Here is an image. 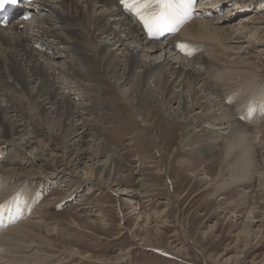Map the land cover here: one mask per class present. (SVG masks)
Instances as JSON below:
<instances>
[{
  "label": "rangeland",
  "instance_id": "rangeland-1",
  "mask_svg": "<svg viewBox=\"0 0 264 264\" xmlns=\"http://www.w3.org/2000/svg\"><path fill=\"white\" fill-rule=\"evenodd\" d=\"M48 2L26 3V8L40 4L49 13L31 14L27 27L31 34L48 21L51 35L61 38L62 44L51 43L61 57L52 60L53 54L38 46L27 61L16 56V51H8L15 56L22 83L8 76L0 78V109L10 131L6 143L0 142V177L6 171L18 175L5 183L0 180V188L7 190L0 189V193L5 192L2 198L8 201L7 206L26 209L25 220L41 221L43 227L35 233L53 244V250L46 254L53 260L43 264H264V112L255 120L260 122L261 133L249 146L253 165L259 168L251 178L238 168L240 148L229 155L224 139L231 129L241 127L240 123L253 125V117L235 114L224 128L198 124L195 120L201 115L200 107L190 113V93L205 91L207 74L213 70L205 64L194 65L193 58L179 48L181 54L168 49L143 50L133 37L126 38L132 25L125 27L127 32L121 31L120 23L127 21L121 13L110 22L104 21L101 34L98 32L93 40L94 47L109 61L100 65L104 82L100 86L94 81L98 71L88 62L93 53L86 49L78 52L75 48L79 43L71 40L70 29L64 25L73 21V15L88 11L85 0H68V7L61 0ZM226 14L222 10L218 15ZM263 15L264 3L256 16ZM24 26L19 25L20 31ZM4 30H0L2 34L10 35ZM115 33L118 37L113 39ZM257 50L247 56L259 68L255 72L260 75V91H264V60H259ZM132 59L145 66L137 68L127 82L124 72H128ZM105 66L111 68L106 70ZM151 66L160 76L150 75L145 81V93L156 107L148 123L150 110L141 106L143 93L137 84L142 85L143 70ZM54 69L64 73L60 80L53 76ZM177 72L183 76L177 78ZM0 73H8L2 53ZM33 73H37L36 78ZM207 84L215 86L211 80ZM185 85L189 88L186 93ZM47 88L54 94V104L41 97ZM101 91L107 93L104 98ZM31 100L35 107L31 108ZM12 105L17 111L10 113ZM59 106L63 112L60 120L55 113ZM75 110L82 112V118L75 117ZM110 114L115 117L108 118ZM220 114L215 109L213 115ZM189 121L193 124L187 128ZM75 124L90 130L84 144L80 130L64 138L63 133L72 132ZM2 130L0 123V135ZM253 131L246 129L249 135ZM200 144L205 149L196 148L195 152L194 146ZM82 152L88 155L81 157ZM91 170L99 182L83 179ZM30 175L34 177L27 185L32 189L24 184ZM91 186L92 193L87 194ZM14 187L20 191L12 195ZM23 191L35 196L21 200ZM21 201L22 206L17 203ZM20 220L16 218L13 223ZM36 248H28L27 254ZM74 250L79 256H69ZM86 255L90 257L85 259Z\"/></svg>",
  "mask_w": 264,
  "mask_h": 264
},
{
  "label": "bare ground",
  "instance_id": "bare-ground-1",
  "mask_svg": "<svg viewBox=\"0 0 264 264\" xmlns=\"http://www.w3.org/2000/svg\"><path fill=\"white\" fill-rule=\"evenodd\" d=\"M198 1L200 3L197 6ZM45 2H48V0H45ZM85 3L87 4L88 11L85 13H80L77 16L73 15V21L71 23H65L64 25L65 27H67V29H70L71 40H76V42L79 43V45L76 46L75 48L78 52L86 49L93 53L94 59L93 58L89 59L88 62L91 63L92 69L98 71L97 74L94 75V81L97 82L98 85L102 86V84L104 83L102 76L99 75L100 65L103 63H106V65H108L107 62L109 61L106 62V60L104 59L105 54H103V52L100 49H98L97 46L94 47L93 40L98 32H100L101 34L100 27L104 21L107 20L110 22V20L117 18L122 13L126 15L127 21L125 22L122 21L123 23H120L121 31L127 32L125 30L126 29L125 27H127L128 25H132L128 31L126 38L133 37L139 43V45H142L143 50L150 48L155 50L156 52V51L168 49L172 53L173 51H177V48L181 49L180 45H184L186 46V50L184 51L181 50V51L187 57L193 58L194 65L205 64L208 69L214 71V73H211L212 71L209 70L210 73L209 75L207 74L206 78H208L211 81H214L215 86L212 84V86L210 87L207 84L209 81L208 80L205 83L207 89L205 90V88H203L205 91H198L196 93V91L193 88L194 90L193 94L190 93L191 103H192V109L190 110V113L193 112V108L195 107L201 108V115H198L195 120L197 121L198 124L210 123V125H214V126L219 125L225 128L226 125L230 124L235 114L244 115L246 118L252 116L253 121H255L258 118L259 114L264 112V91H260L259 83H258L259 81L258 77L260 75H258L255 72V70H258L259 68L256 67V65L254 66V62L252 61L251 57L249 58L247 56V54L251 50L259 49L257 50L258 56H260L259 60H264V15L261 17L256 16V14L261 9L264 0H193L192 6L186 10V14L182 13L178 21L175 22L178 27L177 32L175 33L174 36H170L167 40H165V42H159L161 37H154L153 33L150 34L148 29L145 28L143 21H141V19L133 12L126 10L125 7L121 4V0H85ZM61 4L68 7V0H61ZM26 5L27 4H25L24 6ZM38 6L32 8L24 7L25 9L23 13H20V16H18L17 18L18 19L17 24H14L9 29H6V31L4 29H0L1 31L4 30L5 32H7L9 30L11 32L10 35L6 36L2 34L0 31V53H2V55L5 56L6 61L8 63L7 75L0 73V78L8 76V77H12L15 83L18 84L22 83V74L19 70L18 64L14 60L15 56L12 57V55L9 54L8 51L9 52L12 50L16 51L15 53L16 56L17 54H19V57H21L22 60L27 61L28 58L31 57L33 53L37 51L36 50L33 52L32 49H34L35 46H38L45 48L46 51H50L53 54V56L50 57L52 60L56 61L61 57L58 54V52H56L51 47V43L55 41L59 45L62 44L61 38L51 35V33L48 30L49 28H51V25L48 21L44 20L43 21L44 25L42 26H40L41 24L38 25L39 26L38 29L37 28L33 29L31 34L29 32V29L27 27V25L29 24V20L25 21V17L29 13L30 14L35 13L37 15L49 14L44 6L40 4ZM222 10L224 11L226 10L227 14L223 16L218 15ZM246 13H250V15L247 16L244 15ZM240 17L243 18H241L240 20L239 19ZM84 18L86 20V23L83 22ZM45 19H47V17ZM133 21L137 22L138 24L136 23L133 24ZM19 25H25L24 26L26 27L25 30L20 31ZM9 31L7 33H9ZM24 34L26 36H24ZM116 37H118V33H115L113 39H115ZM120 40L121 38L119 36L118 41ZM186 51L190 52L191 54H186ZM197 52H201L203 54V57L200 58ZM175 53L181 54L180 50ZM144 66L141 63H139L138 59L137 61L136 59H132L128 65V68L126 67L128 72L127 73L124 72L125 75H127L126 76L127 82H130L132 74L137 68L140 67L143 69ZM110 68L111 67L108 66L105 69L109 70ZM157 72L158 70H156L152 66L150 69L145 68V70H143V75H142L143 83L142 85L140 84V82L137 84V86L139 87V88L137 87V89L143 93L141 106L144 107L146 106L147 109L150 110V113L148 114V120H146L147 122L150 121V119L153 118V116L155 115L156 107L152 103V98L147 96L148 94L145 93L144 90L145 81L150 77V75H157ZM62 75H64V73H58L56 69L53 70V76L55 77V79L59 78L60 80L62 78ZM176 75L177 78H181V76H183L180 72H177ZM157 76L160 75L158 74ZM32 77L36 78L37 73H33ZM157 82L160 88L161 83H159V81ZM257 89L259 91H255ZM185 90H186L185 93L189 90V88L186 85H185ZM106 95L107 93L105 91H101L102 98H104ZM41 97H43L44 101H47L48 103H53V104L55 103L54 94L52 93V90L48 88L44 91ZM202 99H204L205 101L202 102ZM30 104H31V108L32 106L35 107L34 101L31 100ZM12 106L9 108L11 111L10 113L17 111L16 110L17 107L16 106L12 107ZM118 108L120 107L117 106V109ZM185 109L186 112L189 111L187 107ZM215 109L221 112L219 116L213 115ZM124 110H125V106H124ZM55 113L57 115L56 119L60 120L63 114L61 106L57 108ZM2 115L3 114L0 109V123L4 128V131L2 130L3 131L2 135H0V142L5 141L6 143V140H8L10 136V131L7 122L4 120ZM74 115L75 117L82 118V112L80 110L77 111L75 110ZM210 116H212V118H210ZM114 117H115L114 114H110L108 116V118H114ZM253 121H252L253 125L243 126L244 124L240 123V121L237 120V123L239 122L240 123L239 126L241 127L238 128L235 127L234 129H231L230 132L228 133L229 134L228 137L224 139L227 140L228 142L226 146L227 147L226 152H228V154L230 151L232 152L233 150H236V147L240 148V154H238L240 155V158L238 160L240 166L238 168L239 170H241V172L246 171L249 174V177L251 178L255 176V174L259 171V168H257L256 165H253L254 159L251 158L253 150L249 146L251 141L256 139V135L258 133H261L260 130L262 129L260 126V122H258V120L255 122ZM192 124L193 122L189 121L187 128H189ZM76 125L77 124H75V126ZM75 126L72 132L68 130L67 132L63 133L64 138H69L71 135L76 134L78 130H80L79 134L81 136L80 139L82 140L81 143L84 144L85 142L84 139H86V137L89 135L90 130L86 128L87 126L86 127L83 126L81 128L80 126H76L77 129L75 128ZM243 127L245 128L247 127L248 129L253 128L254 131L252 132V135L247 134L246 133L247 128L245 129ZM196 148L198 149V151H203L205 149V146L201 144L195 145L194 146L195 152H196ZM87 153L82 152L80 156L82 157ZM235 160L232 161L235 162ZM227 161L229 162V160ZM225 164L227 165V168H229L231 163L229 164V166L227 163ZM16 176H18L17 173H13L12 171H6L0 177V180H2L3 183H5L8 179L14 178ZM31 177H34V175L27 176V180L26 179L24 180L26 181V183H24L25 185L29 184ZM94 177H95L94 173L91 170L90 172L88 171L87 173L84 174L83 179L89 181L90 183H93L95 179H98ZM99 181L100 180L98 179L97 182ZM237 181H239V179ZM92 188L93 186L89 188L87 194L92 193ZM4 191L7 193V190ZM19 191H20L19 188H15L14 190L11 191L12 192L11 194L12 195L17 194L19 193ZM5 192L0 193V205L5 206V209L3 210L2 214H0V230L2 229L0 233V264H43L46 261L47 262H49L50 260L52 261L53 256L50 257V255L48 256L46 254L49 253L48 250L50 251L53 250V244L46 238H42L40 235L35 233V231L43 227L41 221L35 222V220L32 221V219L25 220L26 218L24 216L26 209L23 210L21 208L15 207L14 205H10V206L8 205L9 206L8 207L7 206L8 201L4 202V199L6 198L4 199L2 198L5 195ZM26 192L24 191L22 192L23 197L21 200H23L24 198L31 199L33 195L35 196L34 192L33 193L32 192L26 193ZM2 201L4 203H1ZM17 203L21 205L23 204V201ZM26 205L28 207H31L28 204ZM8 208H10V210L13 211L11 212ZM153 215L155 216V214ZM142 216L143 215H141L140 217ZM147 216L148 215L145 214L144 217L147 218ZM16 218H18L19 220L21 219L18 224L13 223ZM35 247L37 248L34 252H32V254H27L28 251H30V250L27 251L28 248L35 249ZM39 253H42V256H40ZM69 254H70L69 256L71 257L79 256V252L76 250L72 251ZM86 257H90V256L86 255L84 258L86 259ZM84 258L82 259L84 260Z\"/></svg>",
  "mask_w": 264,
  "mask_h": 264
},
{
  "label": "snow or ice",
  "instance_id": "snow-or-ice-1",
  "mask_svg": "<svg viewBox=\"0 0 264 264\" xmlns=\"http://www.w3.org/2000/svg\"><path fill=\"white\" fill-rule=\"evenodd\" d=\"M9 0H0V8H3ZM15 2V0H11ZM193 0H121L126 10L133 12L144 23L149 33L172 30V25L178 21L182 13L192 6ZM181 50L186 46L180 45ZM186 54H191L186 51ZM5 209L0 205V214Z\"/></svg>",
  "mask_w": 264,
  "mask_h": 264
}]
</instances>
